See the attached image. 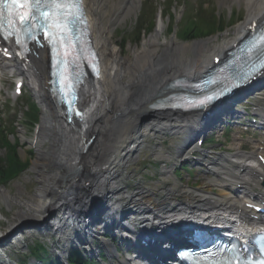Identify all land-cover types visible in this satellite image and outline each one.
Instances as JSON below:
<instances>
[{
    "label": "bare ground",
    "instance_id": "bare-ground-1",
    "mask_svg": "<svg viewBox=\"0 0 264 264\" xmlns=\"http://www.w3.org/2000/svg\"><path fill=\"white\" fill-rule=\"evenodd\" d=\"M86 2L96 47L105 65L102 77L85 84L82 96L84 116L80 122L71 125L64 119L63 113L55 106L46 90L49 81L47 51L39 49L33 63L25 65L23 73L33 76L31 77L33 83L39 88L40 104L48 116L43 117L36 136L37 156L33 163V170L37 171L36 181L39 184L36 194L30 195L24 190H18L11 196L10 191L0 190V198L5 204L17 209L13 214L15 227L10 228V231L0 229L5 245L9 244L8 239L14 230L31 227L36 228L39 233L43 228L46 231L57 228L59 231L71 227L72 237L85 238L89 224L84 222L82 215L90 213L94 206H106L108 196L115 195L116 189H113L112 183L121 175L127 158L136 154L134 148L140 145L139 141L145 136V132L171 129L189 141L202 129L195 116L188 118L156 113L151 112L149 107L159 100L165 88L175 79L194 78L209 69L208 61L211 59L203 58L208 41L183 44L173 37L163 44V41H158V36L165 30L164 20L160 18L155 34L144 39L138 49L129 48L126 52L122 48V42L116 39L117 31H112L111 28L116 26V23L125 24L142 0H86ZM238 2L241 4V0ZM244 2L248 11L246 22L235 31V36L225 38L220 43L221 46L216 44L217 46L212 48L210 58L215 52H225L243 36L246 33L245 26L264 20V0ZM190 51L195 54L193 58L186 55ZM104 57L107 59L106 64ZM0 69L10 71L17 77H29L18 74V69L5 60H0ZM88 139L92 141L89 147L86 146ZM22 142L26 141L22 139ZM47 142L51 143L49 148H46ZM238 148L239 145L235 144L234 149ZM178 152L180 153V150ZM213 164H217L216 159L213 160ZM261 176L263 175L258 176L256 171L246 175H233L232 180L219 182L220 186H217L219 191L214 196L211 185L203 196L195 191H188V187L187 191L184 187H180L176 192L168 190L166 192L168 202L161 205L151 203L150 207L156 208L153 215L156 219L169 223L167 214L181 207L173 200L183 193H190L194 200L193 204H197L198 209L239 213L250 217L251 212L233 194V187L237 186L238 190V186H241L239 195L243 198L247 192L253 190L254 180ZM86 181L90 183L87 189L83 187ZM123 191L121 189L119 192ZM126 193L131 195L130 199L140 204L137 208L139 216H146V221L154 220L152 212L145 208L144 193ZM250 196L253 195L247 197ZM206 197L207 203L203 204L200 200ZM110 221L113 224L117 223L116 213L110 214ZM108 249L110 255L114 257V249L110 245Z\"/></svg>",
    "mask_w": 264,
    "mask_h": 264
},
{
    "label": "rangeland",
    "instance_id": "rangeland-1",
    "mask_svg": "<svg viewBox=\"0 0 264 264\" xmlns=\"http://www.w3.org/2000/svg\"><path fill=\"white\" fill-rule=\"evenodd\" d=\"M166 6H169L167 7V11H165ZM141 8L139 7V10L131 15L125 24H120L122 22L116 23L117 25H114L111 28L112 31L115 29L117 30L118 34L116 39L117 41L122 42V48L124 51L128 52L129 48L138 49L141 47L142 41L151 37L150 35L152 33L155 34V30H153L150 35H143L141 40L137 41L136 33L139 28L148 29L152 24H155L156 28L158 19L162 17L165 23V30L163 34L158 36V41L162 42L165 39L170 40L173 37H176L177 41L183 44L208 41V46L206 47L207 50L203 53L204 60L211 59L210 56L212 48L217 45L221 46L222 44L220 45V43H222V41L226 38V35L235 36V31L244 25L248 15L244 0H241V4H239L238 0H214L212 2L206 0H167L166 2L165 0H147L146 4L142 5ZM202 16L205 18L203 19ZM200 17H202V20L199 22V27L204 25L206 18H209V20L211 18V22L213 20L215 21V19L218 20L224 30L221 31V33H216L208 38L190 40L187 41V43H184V41L180 40L184 24L186 23L185 25H191L189 19H199ZM159 46L160 44L158 42V47ZM186 55L189 58H193L195 56L192 51L188 52ZM104 61L106 64L107 59L105 57ZM10 77L11 74L6 72L5 79L10 80ZM8 86H10V89L12 88L10 81L7 83L6 88ZM28 99L36 104V100L33 97H29ZM23 101L25 100L22 99L17 103L15 110L10 109L8 113L2 115L7 119L6 125L3 127L9 130L8 135L5 136L6 139L19 147L18 155L22 161L30 162V167L25 174L17 179H14L10 183L4 184V186L0 185V190L6 189L10 191L11 196L13 194L15 195L18 190H24L28 194L34 195L39 187V184L36 181L37 171L33 170V163L37 156V148L36 150H31L30 146V142L35 135V128L31 125V121L27 119L29 108L24 105ZM40 107V118L37 121L39 122V125L42 124L43 117L48 116L46 110L41 105ZM135 116H137V113H135ZM137 121L139 122V120ZM226 134L228 133H225V135ZM152 135H154V133L151 134V136ZM155 136L158 139L155 143L151 144V148L149 150L142 151L138 147L137 151L139 154H136L127 160L125 168L121 171L119 179L120 182L117 181L118 183L116 182V185L119 187H122V185L125 184L143 185L141 190L142 192L146 193L147 196H151L153 194L152 198L154 200L159 198L162 201L165 197L163 191L164 186H167L169 190L173 191H177L180 185H183L184 187L189 186L192 191L207 182L209 183V180L205 179V176L203 177L201 174H197L196 172H190L188 174L186 171H182L179 176L174 177L171 170L173 169L175 159L177 158L176 148L184 141V137L180 136L172 138L170 135L168 136L167 132H161ZM22 139L26 142L23 143ZM50 144V142H47L46 148H49L51 146ZM244 145L242 146L244 147ZM212 146V148H215L216 150H226L229 148L230 143H227L224 138H219L218 142L214 141ZM153 149H156V152H154ZM247 149L250 151V148ZM5 157L6 151L0 144V159H5ZM165 172L167 173L164 174ZM75 174H77V172ZM129 174H132V176L127 177ZM178 177H180L183 181L178 179ZM212 189L213 192L218 190L215 187ZM158 194H160V197L157 198L156 196ZM152 198L148 200H152ZM183 200L184 196H180L179 202H183ZM15 212H17V209L10 208L5 204L4 200L0 198V220L3 222L0 223L1 230L10 231V228L15 227L13 222V214ZM45 234H36L34 238L27 239L25 244L27 248L25 247L22 250L25 254L23 259L26 258V255L29 253L30 247L35 244L34 240H42V238L46 236ZM17 259L20 260V258Z\"/></svg>",
    "mask_w": 264,
    "mask_h": 264
},
{
    "label": "snow or ice",
    "instance_id": "snow-or-ice-1",
    "mask_svg": "<svg viewBox=\"0 0 264 264\" xmlns=\"http://www.w3.org/2000/svg\"><path fill=\"white\" fill-rule=\"evenodd\" d=\"M23 5H27L29 19L24 20L22 23H18L24 15V9H18L17 6ZM60 5H67L70 7H58ZM7 6H12L7 13L10 17L9 21L5 20V8ZM72 9H74V11ZM83 15L82 0H0V34H3V31L7 28L10 33L16 35L17 44L21 42L19 40V35L16 33V29H18L19 34H23L26 39H31L37 34L43 35L41 31L43 29H48L51 37L54 38L57 31L63 29L65 25H68L70 28L73 20L77 22L82 21ZM9 23L16 24V29L8 28ZM34 25L36 31L31 30ZM262 27H264V22H262ZM60 34L63 36L62 32ZM262 35H264V33H262ZM261 68L264 69V61L261 62ZM253 75L254 73L243 77L242 81L237 82V86L251 79ZM212 99L211 97H207L206 101L211 102ZM201 106H207V103L202 102Z\"/></svg>",
    "mask_w": 264,
    "mask_h": 264
},
{
    "label": "trees",
    "instance_id": "trees-1",
    "mask_svg": "<svg viewBox=\"0 0 264 264\" xmlns=\"http://www.w3.org/2000/svg\"><path fill=\"white\" fill-rule=\"evenodd\" d=\"M223 28L218 27L217 24L213 23L208 26L207 29L198 27L196 24L189 27L184 31V37L186 38H204L211 36L215 32H219ZM194 32L196 34H194ZM33 118H36L35 115ZM9 148V154L6 161H0V182H8L17 177L26 167L17 156L16 149L12 146L7 145Z\"/></svg>",
    "mask_w": 264,
    "mask_h": 264
}]
</instances>
